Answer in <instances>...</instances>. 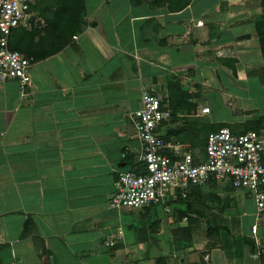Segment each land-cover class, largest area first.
Segmentation results:
<instances>
[{"label":"crops","instance_id":"obj_1","mask_svg":"<svg viewBox=\"0 0 264 264\" xmlns=\"http://www.w3.org/2000/svg\"><path fill=\"white\" fill-rule=\"evenodd\" d=\"M259 2L82 0L78 32L57 48L59 36L47 42L51 31L44 46L43 30L28 31L50 17L60 33L58 2L33 0L28 25L10 35L28 33L17 50L31 58L29 83L0 81V264H264V209L251 194V212L234 197L218 239L200 247L188 248L179 227L163 243L159 233L141 232L128 208L110 207L118 170L141 168L131 113L143 91L170 110L159 136L193 153L202 154L221 123L264 139L250 109L211 119L206 104L224 95L249 100L250 89H264Z\"/></svg>","mask_w":264,"mask_h":264},{"label":"built area","instance_id":"obj_2","mask_svg":"<svg viewBox=\"0 0 264 264\" xmlns=\"http://www.w3.org/2000/svg\"><path fill=\"white\" fill-rule=\"evenodd\" d=\"M32 2L0 0V81L18 80L21 88L29 83L31 58L10 49L8 42L14 28L28 25ZM201 112H209V107ZM131 118L143 145L141 168L118 170L110 207H146L175 193L185 197L191 187L225 180L235 189L248 190L258 211L264 209V139L259 135L224 126L208 133L202 154L193 153L179 141L159 136L157 130L170 119V110L148 91L142 92Z\"/></svg>","mask_w":264,"mask_h":264},{"label":"rangeland","instance_id":"obj_3","mask_svg":"<svg viewBox=\"0 0 264 264\" xmlns=\"http://www.w3.org/2000/svg\"><path fill=\"white\" fill-rule=\"evenodd\" d=\"M250 94L253 98L255 95L261 99L252 98L249 100L245 99V101H237V99L226 97L225 95L222 97V100L216 96L209 97L206 104L211 108V112L207 116L211 119L235 116L233 113L238 111L239 107H243L251 110L248 118L254 119L259 125H264V89L254 87L252 90L250 89ZM244 97H247L246 94ZM200 151L201 149L197 150V152ZM226 183L223 180L216 182L214 185L197 188L195 196L190 197L188 195L189 197L186 199L179 200L172 207L176 205L177 207L186 206L188 204L185 213L186 217H182L181 220L177 218L178 214H175L171 206L165 210L162 203L153 204L147 208H134L131 210L128 208L127 210L131 213V219L134 223L142 228L141 232L148 233L152 238L158 237L159 239V236L153 234L159 233L161 239H163V243H167L171 234L170 230L179 227L178 232L181 235L179 238L185 241H192L188 248L193 246L192 243L197 247L205 246L212 240L216 241L218 239V228L216 229L215 227H218L222 212L225 213L226 209L232 207V204L234 205V197L238 201L240 209L246 210L247 213L253 209V200L248 190H232L222 185ZM153 217L158 218V222L151 227L149 225ZM127 233L128 231L125 234L127 235Z\"/></svg>","mask_w":264,"mask_h":264},{"label":"trees","instance_id":"obj_4","mask_svg":"<svg viewBox=\"0 0 264 264\" xmlns=\"http://www.w3.org/2000/svg\"><path fill=\"white\" fill-rule=\"evenodd\" d=\"M57 2L58 4L55 7V13L57 15L59 14L63 18V21L60 27V30H61L60 33H64V34L66 33V36L61 37L60 33L59 32L57 33V30H59L58 28L59 24L56 23L55 21H51L50 17H48L45 19V22H46L45 26L41 30L40 29L36 30V29H33V27H31L30 31H28L32 37L40 33L42 30L45 32L44 33L45 38H42V37L39 38L38 44L40 46H44V44L46 43L47 37L51 31L52 36L51 38H49L47 42H53L55 41L54 37L59 36L57 40H59L60 42L57 41L55 46L57 48L62 47L72 40V37L78 32L80 28V24H81L80 17H81L82 10H83L82 0H57ZM259 4H260L261 12L258 15V17L255 19L254 28L259 38V46H260V50H261L263 60H264V0H260ZM13 30L11 31V33L13 32ZM17 34H19V36L16 35L15 36L16 38L9 36L8 43H9L10 49L17 50L18 48H20V43H21L22 38H25V36L28 35V33H24L23 29H21L20 33H17ZM25 55L29 56V54H25ZM224 126H227V125H224L223 123H221L217 129L224 127ZM217 129H214V130H217ZM214 184H216L215 181H209L208 183L204 185H214ZM226 185H229L230 188L235 189L228 182L226 183ZM195 187H199V186H195ZM195 187L189 188V191ZM188 195H189V192L187 193L185 197H182L180 193L169 195L162 204L168 207L171 206L175 214L176 215L178 214L177 218L181 220L182 217H186L185 213H186V209L188 208V204H186V206H180V207H177V205L175 207H172L173 205L171 204L173 203L177 204L179 200L186 199ZM152 205H149V206H152ZM215 228L217 229L218 227H215Z\"/></svg>","mask_w":264,"mask_h":264}]
</instances>
